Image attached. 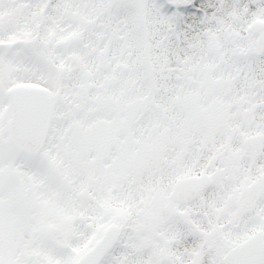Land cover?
I'll use <instances>...</instances> for the list:
<instances>
[{
    "label": "snow or ice",
    "instance_id": "6c2138e0",
    "mask_svg": "<svg viewBox=\"0 0 264 264\" xmlns=\"http://www.w3.org/2000/svg\"><path fill=\"white\" fill-rule=\"evenodd\" d=\"M0 264H264V0H0Z\"/></svg>",
    "mask_w": 264,
    "mask_h": 264
}]
</instances>
